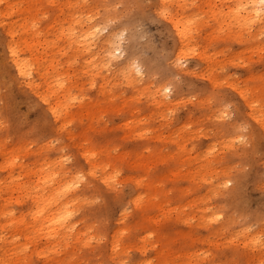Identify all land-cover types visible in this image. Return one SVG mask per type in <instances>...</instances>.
I'll use <instances>...</instances> for the list:
<instances>
[{
	"label": "rangeland",
	"instance_id": "1",
	"mask_svg": "<svg viewBox=\"0 0 264 264\" xmlns=\"http://www.w3.org/2000/svg\"><path fill=\"white\" fill-rule=\"evenodd\" d=\"M16 1L19 0H12ZM129 1L115 0L120 4L133 2ZM235 1L238 2L184 1L183 5H187L184 9L188 10L186 13L200 17L185 51L189 46L195 45L199 54L204 53L199 55L196 52L187 56L186 70L196 71V77L193 79L198 80L197 91L215 86L218 90L230 91L237 96L240 90L245 91L259 99L264 96V27L248 25V32H244V38H231L226 35L228 26L227 22L224 23V14H228L236 7ZM2 4L5 5L4 2ZM130 11L131 9H124L121 15ZM212 12L216 16L212 15ZM2 26L0 25V32L4 30ZM215 29L217 31L213 33ZM152 31H157L155 26L152 27ZM178 41L176 37L166 51L171 53L174 50L179 54ZM138 48L137 55L141 67L151 65L158 58L153 46L139 44ZM204 55L209 57L208 61L204 59ZM85 70L84 64L80 61L72 67H65L63 77L67 75L66 71H71L69 73L72 75L76 71L78 79L81 77V82H77L81 88L75 91L77 99H81L80 94L84 93L83 98L97 100L96 103L101 107H97L95 115L91 117L85 115L82 108L79 112H84L83 117L72 116L74 111L72 108L69 120L76 129L72 135L80 144L87 141L90 145L88 150L96 153V163L101 164L97 166L100 175L103 176L101 166H105L106 170L111 167L120 173L118 183L124 186L128 198L132 200L136 197L141 198L140 206L132 204L131 211L121 216L123 208L120 204H113L101 217L95 210L97 206L92 203V180L95 179L91 177L88 184L83 182L81 186V188L84 185L90 186V192H87L85 197L88 204L84 207L79 206L76 210L77 217H82L84 221L79 227L82 229L80 234L76 233L69 244H62L57 250L52 251L37 247L36 239L30 232L21 234L19 242L13 243L12 230L6 227L0 234L6 238L5 241L0 240V261L8 260L12 264H21L25 256L19 249L27 245L31 248L27 253V259L38 260L41 264H89V262L104 264L112 258L114 245H119L117 255L122 256L128 250L125 242L131 239L134 245L133 254L139 258L154 260L155 264H210L212 261L215 264H228L234 260H242L244 264H260V261L264 260V253L258 248L246 247L248 240H245L243 235H238L244 224L242 216L247 214L243 209L232 206L227 197L228 190L221 187L225 176L235 170V163L239 162L238 154L222 147L210 153L216 142L207 134L208 116L202 114L199 103L178 106L176 99H167L166 104L154 109L150 105L149 96L161 88L159 83L146 75L140 76L144 95L134 97L133 90L125 86L126 80L117 79L115 75L109 76L106 72L103 73L104 84L102 80H97L105 89L102 96L96 99L102 85L90 87L91 82L85 75ZM4 80L5 76L0 72V119L6 124V127H0L1 155L9 148L13 150L11 145L22 148L27 141L34 142L30 145L32 152L36 146L41 145L38 143L42 140V135L33 129L36 118L32 116L31 111L37 106L40 96L32 95L28 90L24 92L25 90L13 86L11 81L8 85L9 92L5 94ZM37 83L44 89L48 82ZM73 83L76 82L70 84L67 82L66 85ZM52 85L54 91L58 92L56 84L50 82V86ZM229 85L232 87L229 88ZM9 103L12 111L11 120L6 115ZM98 108L100 111H97ZM18 114L24 118H20ZM27 159H30V154ZM54 159L57 162L59 160L55 152ZM20 161L17 160L18 163ZM3 163L0 157V200L7 203L14 216H18L22 210V196L15 190V182L5 178ZM86 166L88 167L87 161L80 166V170H86ZM250 171L253 178L258 181L261 175L258 158L253 161ZM136 181L139 183H135ZM133 190L135 196H132ZM254 199L253 207L259 203V195L257 194ZM127 203L128 199H125L123 204ZM212 214L222 215V219L210 223L209 218ZM3 217L4 215L0 213V224H5L9 218ZM256 223L258 226V222ZM86 233L97 237L103 236V239L95 246L86 248L82 243ZM202 253L209 255H201Z\"/></svg>",
	"mask_w": 264,
	"mask_h": 264
},
{
	"label": "snow or ice",
	"instance_id": "2",
	"mask_svg": "<svg viewBox=\"0 0 264 264\" xmlns=\"http://www.w3.org/2000/svg\"><path fill=\"white\" fill-rule=\"evenodd\" d=\"M38 7L43 8L45 5ZM47 7L55 9L58 5L50 3ZM73 7L77 10L83 9L87 13V20L92 21L89 24L88 36L81 35L80 39L89 45L97 44L99 41L110 45L103 49L102 62L93 53L91 47L85 49L93 56L89 63L94 64L96 69L90 73L92 76L90 87H96L95 77L102 75L105 71L109 76L115 75L122 81H131L146 75L161 85L160 90L164 97L169 100L176 99L178 106L199 103L202 114L208 116L207 134L211 140L216 142V146L210 149V153L222 147L238 154L239 162L235 163V170L232 174L225 176L224 183L221 185L222 188L228 190L227 197L232 206L243 209L247 214L242 216L244 224L238 235H243L244 239L248 240L246 247L258 248L261 253H264V96L256 99L244 91H240L237 96L230 91L218 90L215 86L197 91L198 80L193 79L196 77V71H186V57L194 55L195 49L189 46L188 50L184 51L181 48L179 54L174 50L171 53L166 51L177 36L181 43L189 39L195 20L200 19L197 16L195 20H189L181 26L176 20V10L178 7H187V5L169 3L167 0L163 3L160 0H133L131 4H119L115 0H84L83 3H78ZM241 8L255 10L252 19L243 21L246 25H253L259 21L260 26L264 27V0H253L250 5H240L237 12ZM124 9H131V11L121 15ZM153 26L156 27V32L152 31ZM33 27H36L35 23ZM52 44L54 42H51L49 46ZM139 44L153 46L158 53V58L147 67H141L140 58L137 55ZM39 54V46H32L27 41L21 44L15 31L5 28L0 32V72L5 76L3 85L5 94L9 92L10 81L13 86L18 83L21 88L32 87V69L39 62ZM33 56L37 57L35 62ZM57 81L60 82V77H57ZM66 84L67 78L61 87ZM231 87L229 85V88ZM83 95L84 93L80 94L81 99ZM68 98H71L73 103L77 100V97L71 96L70 92L66 100ZM40 101L31 111L32 116L36 118L33 129L42 135L41 146L54 150L59 157L58 163L76 171L77 179L88 184L91 177H98L100 174L92 167H86L85 171H81L80 166L85 161L88 165H92L96 159V153L88 150L90 145L87 141L80 144L72 135L76 129L69 120L71 105L65 102L54 107L46 97H40ZM8 109L6 115L11 120L10 103ZM18 115L24 118L21 114ZM0 127H6L3 119H0ZM257 158L261 164V175L258 181L253 178L250 171L253 161ZM119 175L118 171L108 167L103 173L102 180L98 183L96 180L92 181V203L97 206L95 210L101 217L105 210L113 204L121 205L123 208L121 216L131 211L132 204L140 206V197H136L135 200L128 198L124 186L118 183ZM135 183L138 184L139 181ZM257 194L259 203L253 207ZM132 196H135V190ZM125 199H128L126 205L123 204ZM221 219L222 215L212 214L209 222ZM256 232L259 234L253 235ZM102 239L103 236L97 237L86 233L82 243L86 248H91ZM125 243L128 245L127 252L122 256L117 255L119 245H114L112 258L104 264H155L154 260H148L146 257L139 258L133 254L134 245L131 239ZM30 251L31 248L27 245L19 249V252L25 256L21 264H41L38 260L27 259V253ZM201 255L209 254L202 253ZM0 264H12V262L5 260L0 261ZM89 264H96V262H89ZM210 264H215V262L212 261ZM228 264H244V262L234 260ZM260 264H264V260H261Z\"/></svg>",
	"mask_w": 264,
	"mask_h": 264
},
{
	"label": "bare ground",
	"instance_id": "3",
	"mask_svg": "<svg viewBox=\"0 0 264 264\" xmlns=\"http://www.w3.org/2000/svg\"><path fill=\"white\" fill-rule=\"evenodd\" d=\"M184 1L185 0H167V2L177 5H183ZM237 1L238 2L235 1L236 3L234 2L236 7L233 10L231 9L228 14H224V23L227 22L226 26H228V29H226V35L231 38H244V32H248L247 27L249 26L246 25L243 21L252 19L255 15V10H245L241 8L239 12H237V8L240 5H250L253 0ZM2 2H4L5 5H3ZM83 2L84 0H19L16 2H12V0H0V6H2V8L0 9V25H5L4 27L2 26L3 29L7 28L9 31H15L18 41L21 44H24L27 41L32 46H39V62L36 63L35 68L32 69V87L21 88L18 83L15 84V86L17 88L19 87L21 90H25L24 92L29 91L30 94L37 97H46L49 100L50 104L54 107L65 102L69 103L74 110L72 112V116L83 117V114L85 112V115L91 117L92 115H95V110L97 109V107H101L100 104L98 105L96 103L97 100L92 101L91 99L85 98L77 99L74 103L71 101V98H68L66 100L67 94L69 92L71 93V96L77 97L75 95V91L81 88L80 84L77 83L81 82V77H79L78 79V73L76 71H74L73 75L69 73L71 71H66L67 75L63 77V69L65 67H72L73 65L81 61V63L84 64V69H86L84 71L85 75L87 76L89 82H92V76L90 75V73H92L96 69L94 64L89 63V61L93 59V56L89 54V52H87L85 49L91 47L93 53L97 57H99L100 61L102 62L104 55L103 49L105 47H110V45L105 44L103 41H99L97 44L89 45L85 44L84 41L80 39L81 35L85 37L88 36L89 24L92 23V21L87 20V13L84 12L83 9L77 10V8L73 7V5ZM160 2L163 3L164 0H160ZM50 3L56 4L58 5V7H56L55 9H49L47 6ZM39 5H45V7H38ZM186 11L188 10H185L184 7H178L176 10V20L181 24V26H183L187 21L195 20L196 18V14L188 15ZM212 15L216 16L214 12H212ZM14 17H16L17 19H14ZM78 20L79 22H77ZM218 21H220V19ZM197 22L198 20H195L193 28ZM33 23H35L36 25L35 28L33 27ZM256 25L260 26L259 21H257L252 26ZM173 30L175 29L173 28ZM193 30L194 29H192V32ZM220 30L222 31V34H224L223 30ZM216 31V29L213 30V33H215ZM62 33H65V35H62ZM67 33H71L73 35L70 36ZM177 37L179 40L178 42H180V46H178V53H180L181 48H183L185 51V47L191 40V35L189 39L183 41L182 43L179 36ZM202 39L203 37L201 38V40ZM51 42H54V44H52V46H49ZM226 42H229V40H227ZM213 43L214 41L212 42V44ZM207 45L209 46V44ZM194 46L195 45H193L192 48L195 49L196 46ZM98 48L99 50H97ZM196 52L199 54V50L196 51L195 49V53ZM201 53L204 54L203 52ZM208 53L210 54V52ZM203 57L207 61L209 60V57H207V55H204ZM36 60L37 57L33 56V61L35 62ZM61 68L62 70H60ZM41 69H43V71H41ZM81 71L83 72V70ZM57 77H60L59 83L57 81ZM104 77L105 76L102 74L96 76L95 79L96 81L102 80L101 82H103ZM65 78H67V82H69V84L70 82L76 83L61 87V85L64 84ZM141 80L142 78L138 77L132 79L131 81L126 80L125 82V86L132 89L135 93L134 97H137V95H144V89L141 88V84L143 83ZM37 82L48 83H46L45 88L43 89V87ZM50 82L56 84V87L59 88L58 92L54 91V85L50 86ZM102 84H104V82ZM102 84H100V86ZM104 89L105 87H103L102 85L100 91H98V95H95L96 99L102 96V94L104 93ZM160 89L161 88L159 87L158 90H155L149 96L150 105H152L154 109H156L157 106H163L167 103L168 98L163 96V93ZM40 92L42 93L40 94ZM74 107L78 108L74 109ZM80 108L84 110L83 113L79 112ZM97 111H100V109L98 108ZM70 113L71 111L69 112V114ZM27 142L28 143L22 148H19L18 145H11L10 147H12L13 150H10L9 148L8 151H10L8 152L6 150L7 153L4 151L5 153L2 154L3 156L1 155L2 150L0 151L1 160L4 161L3 170L5 173V178H8L11 181L15 182V190L22 196V210L19 212L18 216H14L13 210L8 209L9 207L7 203H3L0 200V213L4 215L3 218L5 219L9 216L5 224H0V234L4 229H6V227H10L12 230L11 240L13 241V243L17 244L19 242V236L21 234L30 232L36 239L37 247L48 248L54 251L57 250V248L62 244H69L72 240V237L76 233L80 234L82 229L79 227L84 224V221L81 216V218L77 217L76 210L79 208V206L84 207L88 204V200L85 197L87 195V192H90V186L86 187L84 185L83 188H81L83 181L77 179V172L59 164L57 160L54 159V150L45 149L40 145L38 147L36 146V149L32 150L31 152L30 145L34 144V142ZM39 144L40 143H38V145ZM29 154L30 159L28 160L27 158ZM17 160L21 161L18 163ZM96 161L97 160H95L92 165H88V167H92L97 170V166L101 164L96 163ZM100 168L102 169V173L106 171L105 166H101ZM16 172L19 174H15ZM21 176L23 177L20 178ZM19 178L22 180L20 181ZM93 178L99 182V180L103 179V176L100 175ZM0 237H3V239L0 240L5 241V236L0 235Z\"/></svg>",
	"mask_w": 264,
	"mask_h": 264
}]
</instances>
